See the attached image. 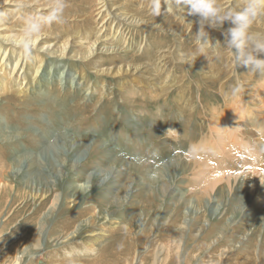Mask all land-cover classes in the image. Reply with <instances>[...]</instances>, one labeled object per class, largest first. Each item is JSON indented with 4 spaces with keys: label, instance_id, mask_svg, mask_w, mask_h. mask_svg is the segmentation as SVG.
I'll list each match as a JSON object with an SVG mask.
<instances>
[{
    "label": "rangeland",
    "instance_id": "rangeland-1",
    "mask_svg": "<svg viewBox=\"0 0 264 264\" xmlns=\"http://www.w3.org/2000/svg\"><path fill=\"white\" fill-rule=\"evenodd\" d=\"M220 2L226 9L232 8L227 6L230 2ZM141 3L129 8L142 5L141 16L167 25L168 29L163 31L149 28L152 31L148 32V38L154 45L163 46L161 50L170 49L171 55L152 49L146 56L136 53L128 57L145 66L147 62L152 65L145 70L151 66L149 69L155 72L159 65L160 73L174 72L179 78V87L164 97L150 99L146 96L147 88L137 87L133 81L120 84L123 76L129 74H97L90 68V60L58 62L56 57H50L40 70L51 63L50 69L44 68V78L49 83L41 86L40 92L34 94L29 90L31 94L27 97L22 94L20 98L13 95L12 99H1L0 264H234L239 258V264H264V178L255 187L250 171L246 174L247 168H241L254 154L241 149L239 160L232 161L241 168L236 169L239 173L218 182L219 188L217 185L210 194L199 193L203 182L208 176L213 179L221 172H217L215 165V170L204 176L199 168L212 166L194 169L192 165L194 161L203 160L204 155V150L198 149V152L194 146L201 144V148L216 139L211 131L216 108L228 118L233 112V99L241 96L245 104L238 107L251 106L257 114L263 111L264 102L259 106L254 96L257 89L263 87L264 77L248 73L245 67L237 68L232 62L233 54L223 47L209 48L206 58L204 55L195 57V64L177 60L175 56L180 48L183 58L192 59L199 23L188 26L179 15L174 16L169 11L154 16L148 0ZM91 4L88 0H67V5H77L78 11H67L70 6L66 7L65 25H48V37H51L50 32H57V28L67 32L75 23L79 31L94 27L97 31L101 26L98 22L101 13L95 23H85L92 19L82 16L84 7L95 9ZM263 26L259 19L252 30L264 33ZM229 27L226 22L221 29L206 26L205 31L211 42L217 38L216 41L225 43L223 33ZM143 36L146 31L135 32L132 43L142 39L144 42ZM82 70L83 79L79 78ZM72 76L76 79L74 85ZM37 80L38 77L32 86L40 81ZM78 81L85 85L77 86ZM237 82L244 87L240 93L232 95L231 88ZM239 119H234L236 126L242 120ZM247 128H242L244 131L241 129L236 137L251 143L252 149L261 147L263 155L257 168L262 169L264 142L260 141L257 128L251 132H247ZM169 129L176 131L165 135ZM56 137L70 141L79 139L81 146L72 152H79L92 142L87 158L79 167L82 170L79 177L74 178V171L68 170L62 172L56 185L31 180L30 174L15 163L16 159L24 152H39ZM212 153L210 158L214 163L216 154L212 156ZM70 154L68 158L74 157ZM136 158L141 162H136ZM172 160L179 170L177 176L170 168L168 173L173 178L167 183L159 174L153 177L157 167ZM37 164L31 172L36 171ZM49 170L43 174L49 176ZM53 178L54 175L47 181ZM69 183H77L81 189L73 191L67 187ZM194 196L201 197L200 205L199 201L197 206L193 205L191 197ZM258 197L262 199L257 200ZM227 200H232L233 204L221 217L219 208ZM52 208L50 218L47 214ZM93 215V220H89ZM91 232L97 236L89 235ZM90 243L97 247L94 252L84 250V254L69 255L73 247L85 248ZM237 252L240 255L228 261Z\"/></svg>",
    "mask_w": 264,
    "mask_h": 264
},
{
    "label": "bare ground",
    "instance_id": "bare-ground-1",
    "mask_svg": "<svg viewBox=\"0 0 264 264\" xmlns=\"http://www.w3.org/2000/svg\"><path fill=\"white\" fill-rule=\"evenodd\" d=\"M88 1L90 4L94 3V5L93 4L91 5H93L95 9L86 10V8L84 7L83 8L84 13L82 14V16L83 18L88 17L92 19V20L87 19L85 23L87 22L92 23V21H94L95 23L96 16H98L101 13L99 17L100 20H98L101 26L98 28L97 31H95L96 27H94L95 29L92 28L91 30H88L86 28L85 32L82 29H80L79 31L80 27L79 26L77 27L76 25L78 23H75L74 25L71 26L72 28L70 30H67V32L66 30L63 31L62 29L60 30L59 28H57V32H54L55 30L50 32L51 37H48L49 32L48 34H46V30L49 29V27L45 26L41 31L40 35L35 38V43L33 45L32 52L29 57L25 55L24 51L20 47L22 29L24 27L25 19L28 17H39L42 15H46L50 9L49 0H0V14H2L0 15V101L3 97L7 99L9 98L12 99L13 95L14 96L16 95V98L17 95L20 98L22 94L23 96L27 97L28 95L31 94L29 90L34 94L35 92H40L42 90L41 86L49 83L48 82L49 80L47 81V79L44 78V76H46L44 70L46 69V67H49L50 69L51 63L49 62L46 66H43L45 69L43 68L42 71L40 70L42 68V65H44V62L46 60L48 61L50 57H56L55 61L58 62H62V59H69L72 61L90 60L89 62L90 68L93 69L97 74L98 73L114 74V75L129 74V76H123L124 80L120 84L124 85L130 81H133L134 85H136L137 87L142 86L144 88H147L148 91L146 96L149 97L150 99H157L159 97H164V95L168 94L170 91L180 86L179 78L174 74V72L168 71V73L166 72L165 74L164 71L160 73L158 67L159 65L158 66L156 65L155 67L157 71L153 72L152 71L153 69L152 70L149 69L151 68L152 65L148 62L147 64L148 65L150 64L151 66H149L147 70H145V68L148 66L147 64H146L147 66H145L144 65L145 63L139 61L134 62L133 58L130 59L128 57V55L130 54H132V57H134L136 53H138L139 55L146 56L147 55L146 53H150V51L152 52L153 50L155 51V49L159 50L158 51L159 54L165 53L163 51H167L168 52L167 54L171 55L170 49L167 50L166 48L161 50L160 48H164L163 46L160 47L154 45L153 44L154 41L152 42L148 38V32L152 31L149 28L154 30L168 29V27H166L167 25L165 26L164 24H161L158 21H154L149 17L141 16V11H142L141 9L144 8L142 7V5L136 8H129L133 6H139L140 4H142L141 0H134V1L88 0ZM144 2L145 1H143V3ZM226 2H230L227 6H232V8H237L239 4V0H225V3ZM77 5H74L72 7L69 5L70 7L67 6L69 8L68 9L65 8V9H67V11L70 10L78 11ZM10 11L13 12L10 13ZM188 11L189 10L187 8L185 9L172 8L169 12H171L172 15L174 16L179 15V18L187 22L188 26L189 25L191 26L194 23H199V18L197 16L188 15ZM71 20L72 19H70V21ZM260 23L264 25L263 18L260 19ZM56 24L60 25L59 23ZM56 24H53V26H56ZM61 24L65 25L63 22ZM130 31L131 34L128 35ZM142 31H146V36L142 37L145 38V41L143 42L142 39V41L132 43V41L135 39L134 33L142 32ZM131 35H133L132 36L133 40H130ZM216 40L217 38H215V40L212 41V43L215 44L217 42ZM220 44L223 46L224 43L220 42ZM179 45L181 47V44ZM177 52L179 53L175 56L177 60L184 59L186 62L190 64L197 63V58L195 59L196 60L195 62L193 57L192 59L183 58L184 56H182L183 53H181V48ZM108 63L110 65H107ZM60 65L61 64L59 63V66ZM57 66L58 65H56V67ZM49 69L47 68V70ZM54 71L56 74L58 73L57 68L54 69ZM81 72L82 73L79 78L83 79L85 77V73L83 72V70ZM149 72L151 74H148ZM66 73L67 76H69V73L68 72ZM37 77L38 80L40 81L35 86H32L31 83H34L35 81L33 80H36ZM75 80H76L75 76L74 77L72 76L71 83H73ZM27 84L28 85L31 84V86L28 87ZM75 84L79 87L85 85V84L81 85L79 81L78 83L75 82ZM263 96H264V82H263V87L257 89V93L254 96V101L259 105V103L264 102ZM233 100L234 102H232L231 104L233 112L230 116H227L228 118H225L223 116V113L221 112L220 108H216L215 112L213 113L214 126L211 127V131L212 134H214L216 137L215 141L210 142L209 144H207V146L203 145L201 148H200L201 144H199L198 146L196 145L193 148L196 149L198 152L201 149L202 151L204 150L203 160L193 162L192 165L193 167H195L194 169H198L200 166H210V167L212 166L210 169L199 168L200 169L199 171L202 172L204 176H206L205 174L212 173L215 170L216 166L218 169L217 172H221L219 175H216V177L213 179L210 178L211 176H208V178L204 180L203 188L200 189L199 192L202 195L210 194L212 190L216 188L217 185L219 188L218 182L233 177L232 175H236L235 172L239 173L241 168H244V165L250 164L248 170L250 171L251 176L255 179L254 180L255 181L254 185H256L255 187H258L261 178H264V168L263 167L262 169L257 168L258 161L261 160V156L263 155L262 153L263 150L261 151V147H259L256 150L255 148L252 149L250 146L251 143L247 144L248 141L244 142V139L242 137L241 139L236 137L237 135L240 134L239 132L242 128L248 126L247 132H251V130L253 131V128H257L256 130L259 132L260 141L264 142V106L262 108L263 111H261L258 108V111H261L260 113L261 115H260L257 114V112H254L251 106L249 107L247 106L246 108L238 107L239 104H242V107L243 104H245V101L243 102L241 96H237ZM237 118H240L239 120L241 119L242 120L240 121L239 125L236 126L234 124V119ZM242 121L244 123H242ZM241 131L244 130L242 129ZM247 134H243V135L247 136ZM255 135L257 136L258 134L256 133ZM71 141L69 139L63 140L61 137H56L54 141L51 140L50 142H48L37 153L36 152L22 153L21 156H19V158L16 159L15 163L19 164L21 170H25L30 174L31 180L33 181L40 180L43 183L50 182L51 185L57 184V182L62 178L61 174L63 171L68 172V170H73L74 171L73 177L74 178L79 177V174L82 171L79 167L84 161V159L87 158L86 157L87 152L89 151L90 147H92V142H88V144H86V146L81 151L72 152L74 148H76L79 145L81 146L82 142L79 139H75V138L72 139ZM253 146L255 145L252 144V147ZM241 149L251 151L254 154V156H250V158L252 159L248 158V160L245 163L241 164L242 167L240 168L239 166L238 167L234 166V163L237 162L238 156L236 154L240 156ZM212 151H213L212 156L216 154V160L214 161L215 164L213 163V160L210 158V152ZM70 153H72L74 157L68 158V155H71ZM232 161H234V163ZM36 163H38L36 171L31 172L30 170L34 169ZM262 164L264 165V162ZM57 167H59L58 171L56 170ZM170 168L174 169L177 176L178 175L177 171L179 170L177 165L175 164V161L172 160V161H167L165 164H163L160 167H157L156 172H154L153 174V177L155 178L159 174L161 175V178H163L164 182L167 183V181H170L173 178L171 177L172 174L168 173ZM46 169H50L49 176L43 174V172H48L46 171ZM236 169H238L239 171ZM248 170L246 174H249ZM223 172L227 174H224ZM241 172H246V171H241ZM52 175H54L55 178H53L51 181H47L48 177H52ZM85 183L87 184L88 182L85 181ZM230 183H228L227 187L230 185ZM67 187L72 188L73 191L81 189V186H79L77 183H69ZM194 197H191V199L193 200L192 201L193 205H196L197 201H199L198 204L200 205L201 197L200 198L199 196H194ZM259 199L261 200L262 198L258 197L257 200ZM231 204H233L232 200H227L226 203L223 202V204L221 205V209L219 208V214L221 215V217L224 214V211L229 206H231ZM52 210L53 208L49 210L47 214L48 217H50ZM247 215H249V213L245 214L244 218H246ZM51 217H53V215H51ZM93 217L94 215L89 220H93L92 219ZM89 235L97 236V233L91 232V234L89 233ZM84 247L85 248H77V246L73 247L72 250L69 251L68 253L70 256L75 254H84L87 251L94 252L97 248L93 243L87 244ZM84 250L86 251L84 252ZM237 250L238 249H236V251ZM239 255H240L239 252L235 253L234 255H231L228 261H232L235 257ZM237 260H239L238 262H240L241 258ZM238 262L235 261L234 264H239ZM55 264H57V262H55Z\"/></svg>",
    "mask_w": 264,
    "mask_h": 264
},
{
    "label": "clouds",
    "instance_id": "clouds-1",
    "mask_svg": "<svg viewBox=\"0 0 264 264\" xmlns=\"http://www.w3.org/2000/svg\"><path fill=\"white\" fill-rule=\"evenodd\" d=\"M50 9L46 15L39 17H28L25 19L22 29L20 47L26 56L31 55L35 38L40 35L45 26L63 22V12L67 0H49ZM150 13L160 16L161 12L167 13L172 8H187L188 15L199 18V30L194 36L196 48L192 57L204 55L209 48L223 47L230 51L232 62L236 67H245L248 73L258 74L264 77V33L253 31L257 20L264 18V0H239L237 8L226 9L220 0H148ZM2 15V14H0ZM231 27L223 33L225 37L224 46L217 41L215 44L208 38L205 31L206 26L213 29H221L225 23ZM242 91V86L237 82L232 88V95ZM170 131L169 129L165 135ZM193 151V149H190ZM136 162H141L136 158Z\"/></svg>",
    "mask_w": 264,
    "mask_h": 264
}]
</instances>
